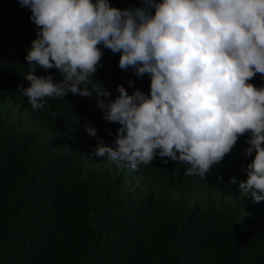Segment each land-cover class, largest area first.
<instances>
[{
    "label": "trees",
    "instance_id": "16d2710c",
    "mask_svg": "<svg viewBox=\"0 0 264 264\" xmlns=\"http://www.w3.org/2000/svg\"><path fill=\"white\" fill-rule=\"evenodd\" d=\"M29 15L19 0H0V264H264V201L229 181L245 178L247 134L203 179L167 157L131 169L95 156L84 128L111 146L119 127L102 118L95 96L49 97L33 110L17 89L28 84L24 57L37 27ZM101 51L93 78L108 99L117 84L147 94L148 74ZM36 73L60 79L55 69ZM250 82L264 86L259 73Z\"/></svg>",
    "mask_w": 264,
    "mask_h": 264
},
{
    "label": "clouds",
    "instance_id": "9594fccd",
    "mask_svg": "<svg viewBox=\"0 0 264 264\" xmlns=\"http://www.w3.org/2000/svg\"><path fill=\"white\" fill-rule=\"evenodd\" d=\"M36 27L24 59L27 86H17L33 110L49 97L95 96L102 118L115 122L111 146L92 126L93 153L131 169L167 157L203 179L241 135L251 160L245 178L229 177L253 202L264 201V0H141L117 8L109 0H19ZM99 45V47H98ZM102 48L118 66L149 76L147 94L117 84L110 92L93 73ZM55 69L60 79L51 73ZM97 81L98 83H94ZM131 85V81H129ZM167 164V159H162ZM219 179V178H218Z\"/></svg>",
    "mask_w": 264,
    "mask_h": 264
}]
</instances>
